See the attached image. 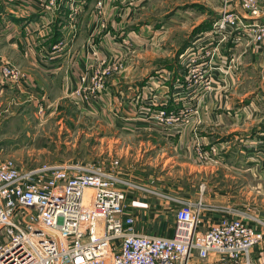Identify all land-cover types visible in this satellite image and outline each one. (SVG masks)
Returning <instances> with one entry per match:
<instances>
[{"label": "crops", "instance_id": "obj_1", "mask_svg": "<svg viewBox=\"0 0 264 264\" xmlns=\"http://www.w3.org/2000/svg\"><path fill=\"white\" fill-rule=\"evenodd\" d=\"M84 1L83 9L76 17L74 41L60 51L53 52V46L72 31L70 10L67 7H62L55 19L48 21L49 19L41 16L35 8L31 16H17L10 6L0 0V96L10 98V93L18 91L24 100L13 99V102L31 101L35 96L38 100L42 90L57 84L59 90L64 93L72 91L78 86L79 76L84 75L89 67L91 69L97 66L93 52L97 47H101L98 58L116 56L120 64V70L107 79V91L134 100L139 93H147L145 104H139L138 101L129 103L135 105L136 109L140 106L141 110H137L127 119H120L117 112L120 108L128 107V102L126 103L122 97L114 99L108 97L106 107L109 108L106 110L113 112L115 116L110 113L108 115L111 119L114 117L117 128L125 126L124 129L136 135L135 137L149 134L148 139L160 140L166 147L176 143L174 150L181 153L182 159L185 160L182 161L184 167L195 172L193 177L186 178L187 181H194V186H191L194 190L190 188V183H186L187 181L183 186L179 185L178 190L183 191L180 192L181 196L192 199L195 193L199 194L196 186L206 183L207 190L203 196L207 206L204 212L206 220L218 221L222 216L219 210L227 206L221 204H228L229 207L236 201L234 199L240 197L237 189L224 191L211 183L210 179L215 171L227 172L233 179L254 177L258 181L256 186L260 190L258 193L262 192L264 195V40L256 43L252 38H244L238 44L230 41L221 42V36L213 34L211 26L210 29L197 33L188 49L185 50V46L177 53L174 64L166 62L163 66H158L155 59L161 57L159 47L165 32L163 30L159 32L160 29L151 31V25L140 22L139 18L141 13L148 14L150 8L153 10L158 0H104L102 15L99 18L98 0ZM190 1L198 6L195 12L209 14V19L201 20L197 25L207 22L213 24L221 14V0ZM260 3L264 12V0H260ZM230 9L244 14L239 0H232ZM165 28L167 27L162 26V29ZM125 38L130 42L128 45H124ZM210 39H215L218 45H211ZM156 41L158 46L154 43ZM214 48L216 49L214 60L220 65L222 60L228 57L231 73L224 76L217 72L213 87H208L211 90L204 94L203 91L207 87L204 88L197 78H192L189 74L192 69L204 61L207 62L208 59H200L191 66H187L186 62L191 55L196 56L197 53L201 55L203 49L206 52ZM232 48L235 53L230 55L229 50ZM51 53L54 60L45 62L41 60H45V55ZM7 63L22 69L26 79L18 83L5 79L1 68ZM32 92H39V95ZM165 100L168 101V111L174 115H181L183 109L190 105L197 108V112L191 115L192 119L189 118V122L173 124L170 131H163L162 128L154 126L155 122L148 117L150 110H144L142 106L146 105L145 109L153 107L156 110L158 106L155 107L153 104L157 105ZM98 115L105 117V120L108 119L103 110H100ZM208 125L210 132L204 129ZM151 144L154 145L155 142L147 143ZM197 146H201L206 152L214 150L213 158L218 162L203 163L194 157L193 151ZM159 186L157 188L154 185L152 188L162 192L160 190L162 186ZM249 188L246 184L243 185L240 193L245 200L242 201L249 202L252 195ZM163 196V194L158 197L152 196L154 198H148L147 202H140L139 198L131 201L132 203L129 202L133 213L138 217L139 233L173 235L174 220L170 222L163 217L165 205L163 203L168 202ZM248 212L264 221L262 213H254L251 210ZM253 225L258 230L264 229L262 225L254 223ZM253 261L254 264H264V240L254 249Z\"/></svg>", "mask_w": 264, "mask_h": 264}, {"label": "built area", "instance_id": "obj_2", "mask_svg": "<svg viewBox=\"0 0 264 264\" xmlns=\"http://www.w3.org/2000/svg\"><path fill=\"white\" fill-rule=\"evenodd\" d=\"M221 1V14L212 24V33L221 36V42L238 44L244 38H252L256 43L264 40L260 0H239L244 14L230 9L232 0ZM3 3L17 16H31L35 8L48 21L54 20L62 7H67L72 31L53 46L52 51L57 52L74 41L76 17L85 1L3 0ZM103 7L104 0H98V18ZM210 40L211 45H218L215 39ZM123 42L130 43L126 38ZM204 50L200 58L192 55L188 58L187 66L208 59L198 69H192L190 77L203 84L206 68L211 79L217 72L230 74L226 65L228 57L218 65L214 60L216 49ZM233 53L232 48L229 54ZM45 56L43 62L54 60L52 53ZM119 70L116 56L100 59L94 72L80 79L77 97L83 101L90 98V92L103 93L108 77ZM1 73L15 83L26 79L22 69L9 63L2 66ZM208 83L206 86L212 84ZM167 102L156 105L157 124L169 125L179 120L168 111ZM200 151L198 159L218 162L213 158L214 150ZM118 165L115 162L104 168L68 163L20 168L0 156V264H206L212 257H217L221 264H254L253 251L264 240V229L258 230L253 223L263 227L264 221L232 207L219 210L221 218L210 222L204 216L207 206L202 199L191 203L163 196L176 206L173 235L139 233L138 217L128 202L130 195L140 192L158 197L161 194L150 185L118 172Z\"/></svg>", "mask_w": 264, "mask_h": 264}, {"label": "rangeland", "instance_id": "obj_3", "mask_svg": "<svg viewBox=\"0 0 264 264\" xmlns=\"http://www.w3.org/2000/svg\"><path fill=\"white\" fill-rule=\"evenodd\" d=\"M155 5L156 7L153 10L151 8L148 10V14L147 12L140 14V22L151 25V31L153 32L158 31V29H160L159 32L161 30L165 32V37L159 47L161 57L155 59L158 62L157 65L163 66L166 62L174 64L177 60V53L185 46V50L188 49L194 41L197 35L194 31L200 26L197 23L209 19V14L202 15L199 14L200 12H195L198 6L191 3L190 0H158ZM185 13H190V16L185 15ZM162 26L167 28L162 29ZM90 43L97 45L95 42ZM154 43L158 46L157 41ZM100 48L97 47L93 52V58H96L95 63L97 66H99L100 61V58L97 57L101 52ZM203 55V53L201 55L197 53L196 57ZM161 58L166 59V61ZM102 59H109V57L105 56ZM228 62L229 60L226 61L227 67L230 66ZM97 66H93L91 69L89 67V70L83 73L84 75H80L78 86L67 93L59 90L57 84L49 88L46 87L45 90H42L41 95H39V92H32L34 95L40 96L38 100L35 96L34 100L31 101L13 102V99L17 101L24 100L21 98L22 94L18 91L10 93V98L0 96L1 158L12 160L20 168H31L42 164L62 165L68 163L92 164L110 168L115 162H118V172L130 176L136 182L149 183L148 185H151V187L155 185L158 188L161 185L160 190L162 192L156 188L155 190L164 196L169 195L191 203H196L200 199L203 201L204 193L207 190L206 183L196 186L199 194L195 193L192 199L181 196L180 192L183 191L178 190L179 185L183 186V183L187 181L186 178L193 177L195 172L184 167L182 161L185 160L182 159L181 153L174 150L176 143L166 147L160 140L148 139L149 134H141L135 137L136 135L124 129L125 126L117 128L114 124V117L111 119L108 115L109 113L113 115V112L106 110L109 108L106 107L108 97L112 99L122 97L126 103L128 102V107L120 108L117 112L120 119H127L137 110H141L140 106L136 109L135 105L129 103L138 101L139 104H145L146 101L144 100L147 93H139L134 100L127 99L125 95L118 93L114 95L108 92L106 88L101 94L90 92V98L83 101L77 97V91L81 88L80 79L83 76H89ZM196 68L199 67L196 66ZM203 72L204 88H212L215 78H212V81L211 72H207V68ZM237 72L239 78V70ZM235 78L233 79L236 81ZM207 83L210 85L206 86ZM89 85L91 87V81H89ZM210 90L206 88L203 92L205 94ZM145 106L142 107H144V110H150L151 113L148 117L153 119L154 126L162 128L163 131H168L173 124L189 122L191 115H195V112H197V108L190 105L183 109L184 112L181 115L175 113L178 116L177 119H179L176 123L172 122V124L164 125L162 123L157 124L158 122L155 121L154 108L145 109ZM153 106L156 107L154 104ZM100 110H103L104 114L108 116L107 120L103 116L99 117ZM204 129L210 132V125ZM154 142V145H147V143ZM198 149L203 150L201 146H197L193 151L194 157H200V154H202ZM146 161L151 162V164ZM217 169L218 167L215 168V170ZM214 173L210 179L211 183L224 191L237 189V193L240 194V197L234 199L236 201L232 205L230 204L229 207L246 213H250L248 211L251 210L254 213L264 215V195L262 192L258 193L260 191L258 187L256 188L258 181L254 177L247 176L233 179L227 172L224 173L221 170ZM186 183H190V188L194 190V187H191L194 186V181H187ZM245 184L247 188L250 187L249 190L251 189L252 192L249 202L242 201V199H245L240 193ZM137 198L141 200L140 202H147L148 198L154 197L135 192L134 195H130L128 202L137 200ZM168 202L163 203L165 204L163 217L172 222L176 206L174 203ZM203 204H205L204 201ZM221 205H227L226 207H228V204ZM217 259V257H212L206 264H221V262H217Z\"/></svg>", "mask_w": 264, "mask_h": 264}, {"label": "trees", "instance_id": "obj_4", "mask_svg": "<svg viewBox=\"0 0 264 264\" xmlns=\"http://www.w3.org/2000/svg\"><path fill=\"white\" fill-rule=\"evenodd\" d=\"M211 26H212V24H210L209 22L202 24L195 29L194 33L197 34L199 32L206 31V30L210 29Z\"/></svg>", "mask_w": 264, "mask_h": 264}]
</instances>
